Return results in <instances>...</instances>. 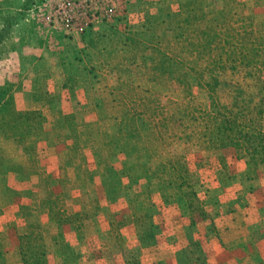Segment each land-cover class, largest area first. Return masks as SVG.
Wrapping results in <instances>:
<instances>
[{"label":"rangeland","instance_id":"1","mask_svg":"<svg viewBox=\"0 0 264 264\" xmlns=\"http://www.w3.org/2000/svg\"><path fill=\"white\" fill-rule=\"evenodd\" d=\"M59 1L0 0V34L10 25L0 44V264H22L17 248L24 241L30 248L42 243L48 264H264V162L203 139L197 129L204 124L191 120L193 138H173L180 128L168 117L152 125L154 105L139 97L146 89L166 104L150 67L158 37L174 51L187 47L175 59L188 71L197 57L191 38L177 44L158 16L173 25L172 13L184 15L191 2L205 11L226 9L220 22L236 11L245 18L241 25L257 30L262 53L249 52L253 65L242 58L223 65L218 104L222 111L261 109L264 129V87L256 82H264V0H88L90 15L77 26H91L92 43L100 40L94 31L107 35L86 64L74 57L62 28L44 19ZM52 32L58 39L51 50L45 37ZM37 47L63 61L65 78L38 79L51 94L34 97L41 108L19 113L25 99L14 95L17 77ZM208 61L205 55L202 66ZM49 69L44 76L55 77ZM121 80L139 87L137 95L122 88L125 106L111 94ZM190 82L194 103L213 111L208 91ZM201 108L195 114L206 117Z\"/></svg>","mask_w":264,"mask_h":264},{"label":"trees","instance_id":"2","mask_svg":"<svg viewBox=\"0 0 264 264\" xmlns=\"http://www.w3.org/2000/svg\"><path fill=\"white\" fill-rule=\"evenodd\" d=\"M186 9L184 15L181 11L179 13H172L173 25H165L166 20L162 16H158L157 21L160 23L159 28L172 31L173 41L177 42V44H186L189 38H191L193 49L190 52H194L197 57L195 65L192 66L190 71H194L196 77L189 78V67H183L175 59L178 51L184 52L185 49L188 50L187 47L183 45L182 49L174 51L170 40L158 37L153 43L154 59H152L153 65L150 67L154 66L152 70L155 69L156 73L152 79L160 82L161 85L157 86V88H159V94L167 98L165 103L175 105V107L170 110L168 105L153 101L152 98L147 97V94L151 96L153 94L143 89L142 95L139 97L142 101L149 100L154 105L153 113L149 116L145 113L147 111L144 109L140 110L139 113L142 115L146 114L152 125H155L159 121H164L168 117V121L173 126L180 128L177 132L173 133V138L176 139L185 140V138H193L186 126L188 120L193 121L199 126L204 124L203 129H197V135H201L203 139L216 145L220 141L219 145L221 147H233L236 149V152L241 154V157L249 158L253 164L264 162V129L261 127L262 123L259 122V119L261 120L262 117L261 109H256L254 106L250 108L249 106H245L241 110L228 108L222 111L220 104H218L217 96V73L223 69V65L226 66L241 58L247 64L253 65V59L251 62V59L248 57L249 52L254 50L255 56L259 57L261 55V45H258V42L253 40V36H255L257 30L253 29V27L247 30L241 25L240 23H243L245 18L237 15L236 11H233L232 17H224L223 22H220L218 17L220 15L225 16L223 13L226 9L215 12L205 11L198 3L196 5L195 2L188 3ZM222 26L226 28L225 33L221 29ZM8 28H10V25ZM8 28L4 26L1 28V32H3L0 34L1 45H6V41L9 39L5 34L10 33V29ZM229 29L230 33L227 34ZM222 37H224V40H221ZM205 55L209 56V61L205 66H202V58ZM204 74H208L210 77L205 79ZM191 79L195 82L199 93L204 95L208 91L209 104L214 107L213 111L209 112L205 110L202 103H199L200 105L194 103L195 97L191 93ZM256 82L264 87L263 80L257 79ZM123 87L127 91L134 92L133 94L135 95L139 94L137 92V89L139 90L138 85L134 86L121 80L119 86L111 88L113 99L120 106L126 105V93L122 91ZM177 90L178 93H176ZM6 95L7 102L12 101L13 94L7 91ZM2 104L0 103V111L5 110ZM9 105L12 106L13 104ZM199 106L202 107L201 109L206 114V117L195 114L196 110L199 111ZM29 112L33 111H19V113ZM157 127H160V123ZM25 237L26 235H23V238ZM27 242L24 241L17 248V253L22 264H48L46 251L42 243L39 242L35 247L30 248Z\"/></svg>","mask_w":264,"mask_h":264},{"label":"crops","instance_id":"3","mask_svg":"<svg viewBox=\"0 0 264 264\" xmlns=\"http://www.w3.org/2000/svg\"><path fill=\"white\" fill-rule=\"evenodd\" d=\"M88 27H91V26H88V24H83L82 26L79 25L76 28H74L70 33H68L67 31L63 29H60L62 33V39L68 42H72L74 44L75 46L74 49H76L74 53L75 54L74 57L77 58L78 62L81 60V64H86L89 62L88 61L89 56L90 55L92 56L91 53L97 49L98 44H102L101 39L102 38L105 39L107 35V32L106 31L104 32L103 29H100L99 31H94V32H99L98 37H100V40L98 39L97 41H95V43H92L88 39L89 36H87L89 30L91 29V28L87 29ZM53 33L54 32H52L51 34L47 33V37H45L46 38L45 40L48 42L47 44L45 43V47L47 45L48 48L51 50L53 49L52 47H54L55 45L54 40L56 41L58 39L57 37H54V36L52 37ZM102 48H104V46ZM33 49H37V50H35V53H32L33 56H32V59L29 60V66L26 68V70L21 72V74L17 77V79L19 80V83L14 93V95L24 97L25 99L24 104L21 106L18 105L17 107L19 110H24V111L35 110V109L41 108L42 105L35 101L34 99L35 96L51 94L49 87L46 86V89L44 91L41 89L42 87H44V84L39 83L38 79L49 80V79L65 78V73L63 72L64 63L62 60L59 59L58 56L56 57L54 55L56 59L51 60L49 55L45 56V53L41 51L43 50V48L37 47ZM24 54H27V53L24 51ZM24 54H21V55L18 54V62L20 65L25 64L27 61L26 60L27 58L24 57ZM50 56L53 58L52 55ZM71 56H72V53L70 57ZM95 60L97 61L98 59L96 58ZM49 67H51L49 71L53 70V72H55L56 74L55 77L48 76V75L44 76L45 74L44 72H48ZM39 74L41 77L38 78L37 76Z\"/></svg>","mask_w":264,"mask_h":264},{"label":"built area","instance_id":"4","mask_svg":"<svg viewBox=\"0 0 264 264\" xmlns=\"http://www.w3.org/2000/svg\"><path fill=\"white\" fill-rule=\"evenodd\" d=\"M89 12L91 8L88 0H62L53 5L44 19L48 23L52 22L55 27L71 32L83 16L90 15Z\"/></svg>","mask_w":264,"mask_h":264}]
</instances>
